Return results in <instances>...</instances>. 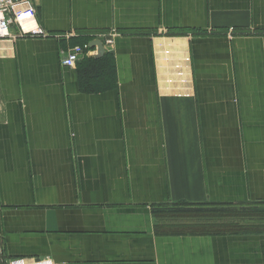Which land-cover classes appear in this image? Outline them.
I'll return each instance as SVG.
<instances>
[{"label": "crops", "instance_id": "obj_1", "mask_svg": "<svg viewBox=\"0 0 264 264\" xmlns=\"http://www.w3.org/2000/svg\"><path fill=\"white\" fill-rule=\"evenodd\" d=\"M35 5L50 37L0 39L2 264H264V230L171 216L264 201V34H239L264 30V0ZM112 28L104 56L62 64Z\"/></svg>", "mask_w": 264, "mask_h": 264}, {"label": "rangeland", "instance_id": "obj_2", "mask_svg": "<svg viewBox=\"0 0 264 264\" xmlns=\"http://www.w3.org/2000/svg\"><path fill=\"white\" fill-rule=\"evenodd\" d=\"M39 26L41 27L42 32L39 34H36L35 36H33V35H31V36H33V37L37 36L40 38L50 37L51 33H49L42 25L39 24ZM167 32L169 33V35L174 34L170 30ZM185 32L195 34L199 31H197V29H195V30L192 29V30H187ZM212 32H213L212 29H208V33H212ZM216 32H217V30H216ZM120 33H124V30L119 29V28H112V29L102 31V32L98 33V35L105 34L108 37L110 36V37L114 38L115 36H117ZM231 33L233 36V32H231ZM235 33H236V30H235ZM242 33H244V34L249 33L250 35H253V34L258 35V34H264V30L255 29L254 31H249V32L239 31V34H242ZM161 34H163V33H161ZM180 34H184V33H180ZM229 34H230V31L226 32V35L228 38H230ZM56 35L59 37H61V36L65 37V36H68L70 34H69V32H65V33L56 34ZM104 40H106V39H104ZM252 63H253L252 67L255 63L258 66L259 61L258 60L252 61ZM101 64L104 65L103 63H101ZM83 75H84V79H86V80H88L89 78L90 79L92 78V77H89V75L87 78H86V74H83ZM219 204L224 205V206L220 205V207H227L229 205H233L231 207H236L234 209H236L237 215H229V216L224 215V214L217 215V214H214L213 212L211 213L210 211H205L206 214H204V216L193 214L195 217L183 218V219H181V222L182 223L185 222L189 225H191V224L192 225L193 224L194 225H196V224L205 225V224L209 223V225H211V227H213L215 230L218 229L219 227H222L223 224H224L223 228H225V227H227V228L228 227H230V228L237 227V229L239 231L264 230V201L257 200V201L238 203V204L237 203L236 204H228L225 202H219ZM162 206H165V205H162ZM203 206H204V208H200V209H206L205 206H207V203L204 204ZM243 209H249L250 211H247V214L243 215L242 214V213H244ZM208 214H210V215H208ZM174 221H176V220H174ZM171 223L172 222H171V220L169 221V219L168 220H166V219L156 220V225H155L156 226L155 227L156 232L162 233L161 231L166 232V231L172 230L174 225Z\"/></svg>", "mask_w": 264, "mask_h": 264}, {"label": "built area", "instance_id": "obj_3", "mask_svg": "<svg viewBox=\"0 0 264 264\" xmlns=\"http://www.w3.org/2000/svg\"><path fill=\"white\" fill-rule=\"evenodd\" d=\"M13 26L17 27L18 32H12L11 29ZM41 32L42 29L37 22L35 0H0V39L18 38L26 35L35 36ZM229 37H233L232 33L229 34ZM103 38L106 39V43L111 42L113 39V37H108L107 35L98 39L102 40ZM92 49L94 48L89 47V44L74 45L62 58V64L66 67L73 68L86 53L94 54ZM48 261L49 259H45L39 262L28 263L24 259H15L8 264H48ZM0 264H2L1 253ZM52 264L55 263L52 261Z\"/></svg>", "mask_w": 264, "mask_h": 264}, {"label": "trees", "instance_id": "obj_4", "mask_svg": "<svg viewBox=\"0 0 264 264\" xmlns=\"http://www.w3.org/2000/svg\"><path fill=\"white\" fill-rule=\"evenodd\" d=\"M97 62V60H95ZM87 76V75H86ZM183 211V212H182ZM205 211H210L207 209H200V208H180V209H175L173 210L174 213L171 214V216L175 213H185V216L187 215H191L192 217H195L193 214L195 215H203L206 214ZM217 211V213L215 212ZM247 211H250L249 209H243L242 213L243 215L247 214ZM214 214L220 215V214H224V215H237L236 214V209L234 208H218L216 210H213ZM210 215V214H208ZM207 216V215H206ZM224 227V224L222 225V227H219L218 229H214L213 227H211V225H209V223L205 224V225H200V224H196V225H186L185 227L183 225H177L176 227H174L173 232H181L184 234L190 233V234H211V233H220V234H225V233H233V232H238L239 230L237 229V227Z\"/></svg>", "mask_w": 264, "mask_h": 264}, {"label": "water", "instance_id": "obj_5", "mask_svg": "<svg viewBox=\"0 0 264 264\" xmlns=\"http://www.w3.org/2000/svg\"><path fill=\"white\" fill-rule=\"evenodd\" d=\"M89 47H93L97 49L95 58H100L104 56V54L106 53L104 43L101 39L92 40L91 42H89Z\"/></svg>", "mask_w": 264, "mask_h": 264}, {"label": "clouds", "instance_id": "obj_6", "mask_svg": "<svg viewBox=\"0 0 264 264\" xmlns=\"http://www.w3.org/2000/svg\"><path fill=\"white\" fill-rule=\"evenodd\" d=\"M48 264H52V261H51V260H49V261H48Z\"/></svg>", "mask_w": 264, "mask_h": 264}]
</instances>
